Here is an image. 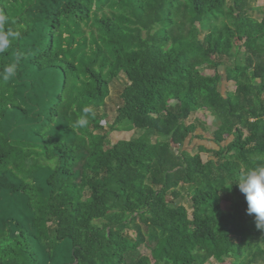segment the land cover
Returning <instances> with one entry per match:
<instances>
[{"label": "trees", "instance_id": "1", "mask_svg": "<svg viewBox=\"0 0 264 264\" xmlns=\"http://www.w3.org/2000/svg\"><path fill=\"white\" fill-rule=\"evenodd\" d=\"M254 11L251 0H0L19 32L0 70L22 54L16 78L0 81V264H264V230L234 182L264 163ZM220 66L234 85L225 95ZM83 106L95 118L72 129ZM200 110L219 122L217 149L189 152L203 139L188 122ZM135 129L108 146L112 132ZM182 191L191 214L169 200Z\"/></svg>", "mask_w": 264, "mask_h": 264}, {"label": "rangeland", "instance_id": "2", "mask_svg": "<svg viewBox=\"0 0 264 264\" xmlns=\"http://www.w3.org/2000/svg\"><path fill=\"white\" fill-rule=\"evenodd\" d=\"M251 5L255 8V11L253 12L254 17L256 19H262L264 16V0H251ZM234 46H240L241 43L237 40H232ZM241 50L242 47H240ZM217 71L220 76L219 80V91L222 95H225L227 92H231L234 90V85L232 82L227 81L225 76V71L223 66H220L217 68ZM202 72L206 75H212L214 73V70L204 67ZM125 84V80L120 77L117 78L115 81H113L110 85V95L107 98L106 101V111L108 113V117L104 119L103 126L105 127V130H109L110 125L113 123L114 118L116 116L115 110L117 106L119 105V99L118 94L122 87ZM188 122H194L197 125H200L201 127H198L197 134L203 135V139H193L189 143H185L183 146L184 150H187L189 152H194L198 146H204L207 149H217V146L211 141L212 138V132L215 129V127L218 125V121L206 110H200L196 113H194L189 119ZM143 132L141 130H132V131H114L109 136V144L108 146H111L112 144L116 143L119 140H130L137 138L140 136ZM154 140H166L164 137H161L157 134H154L152 136ZM176 146H173V149L176 150ZM201 157L203 161H206L211 157L210 153H201ZM169 200L172 202V205H184L189 213L191 214V194L189 191H182L181 195L178 199H173L171 196L169 197ZM222 209L229 212L233 209L231 208V204L227 201H223L221 203ZM140 253L142 255L150 256V251L145 248L144 246L141 247ZM216 264H234L233 259L227 258L222 263H218L214 261Z\"/></svg>", "mask_w": 264, "mask_h": 264}, {"label": "clouds", "instance_id": "3", "mask_svg": "<svg viewBox=\"0 0 264 264\" xmlns=\"http://www.w3.org/2000/svg\"><path fill=\"white\" fill-rule=\"evenodd\" d=\"M9 23L8 16L0 12V54H4L13 49L15 41L19 37V32L6 27ZM22 58L19 51L14 53V59L0 70V81L8 82L17 76V64ZM95 118V112L91 106H83L80 114L71 123L72 129H87L91 120ZM256 160L264 161V155H257ZM54 166V161L52 162ZM240 192L244 194L247 202V213L254 214L256 227L264 230V163L256 167L247 168L240 173L234 181ZM233 182L228 186L231 188Z\"/></svg>", "mask_w": 264, "mask_h": 264}]
</instances>
